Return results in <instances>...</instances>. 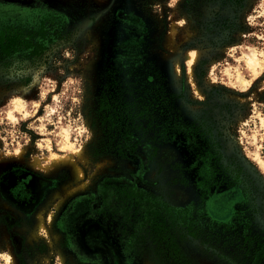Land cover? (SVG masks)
Instances as JSON below:
<instances>
[{"label":"rangeland","instance_id":"rangeland-1","mask_svg":"<svg viewBox=\"0 0 264 264\" xmlns=\"http://www.w3.org/2000/svg\"><path fill=\"white\" fill-rule=\"evenodd\" d=\"M8 32L44 52L0 64V264H108L109 251L170 264L166 234L188 264L243 260L237 233L264 236V0H0ZM150 87L160 104L142 142L96 156L117 133L98 112L104 93L132 102ZM68 155L79 180L51 168ZM229 193L230 210L212 217ZM88 231L100 232L94 251Z\"/></svg>","mask_w":264,"mask_h":264},{"label":"trees","instance_id":"trees-1","mask_svg":"<svg viewBox=\"0 0 264 264\" xmlns=\"http://www.w3.org/2000/svg\"><path fill=\"white\" fill-rule=\"evenodd\" d=\"M208 2H214L216 0H206ZM231 3H238L239 0H224ZM22 52H27V56L39 57V55L44 52V47L41 43L34 44L32 38H22L20 35L8 32L0 33V64L3 63L5 57L11 56L18 50ZM13 60L4 61V67L11 69L14 65V69H19L20 63H16ZM13 65V66H12ZM129 88H124V94L129 93ZM123 92L118 95H122ZM113 90L110 88L108 92L104 93L102 98L101 105L98 109V112H102L107 121L111 124L109 126L110 130H115L117 133L109 136L110 140L105 145L102 146V151L97 150L96 156H101L106 154L111 149L127 150L132 151L135 144L142 142L140 138L138 141H134L133 138L136 136L137 131H143L145 127L144 121H150L149 110L151 105L160 104V99H156V89L150 87V89L144 91L141 90V96H138L134 101L127 102L125 98H118L114 94ZM155 98V99H154ZM108 113V115L106 114ZM144 125V127H143ZM147 127V126H146ZM141 129V130H140ZM132 140L134 142H132ZM199 177V175H198ZM107 184L113 183L112 180H106ZM109 188V187H108ZM107 188V189H108ZM240 220V218H237ZM169 225H163L160 233L158 231V226H154L153 232L157 239L164 238L163 244L165 251V260L170 264H188L187 253L180 247L179 241L173 236H166L158 238L160 235L165 234L169 228H175L177 225L174 223V220L170 219ZM175 226V227H174ZM234 225H225L222 229V232H228L233 228ZM161 228V227H160ZM156 239V240H157ZM235 248L242 253L243 260L239 264H264V236L256 237L246 234L244 231L241 234L237 233V237L234 241ZM167 249V250H166Z\"/></svg>","mask_w":264,"mask_h":264},{"label":"flooded vegetation","instance_id":"flooded-vegetation-1","mask_svg":"<svg viewBox=\"0 0 264 264\" xmlns=\"http://www.w3.org/2000/svg\"><path fill=\"white\" fill-rule=\"evenodd\" d=\"M107 187H109V185H107ZM233 192H235L233 190ZM232 193H229V194H223V195H219L217 196L210 204V211H211V216L213 217L214 215L215 216H220L222 217L223 215H226V213L230 210L231 206H232V202H231V198H232ZM213 203V204H212ZM134 220H131L130 221V225H131V230H130V233L134 232L135 231V221L137 222V220L134 218V214L130 217L131 219ZM129 218V220H130ZM239 221V220H238ZM222 223V221H220ZM238 226H240L241 224H237ZM234 228V227H233ZM153 230V229H152ZM91 231H88L86 233V236H85V243L88 247V251H94L96 247H99L101 245H103V242L102 241H99L97 240L98 244H95L93 243L94 242V239H90L92 237V234L94 236V233L95 234H99L100 232H93V233H89ZM153 232V231H152ZM155 233V232H153ZM130 236V235H129ZM70 238V235L67 237V239ZM99 238H102L99 236ZM114 254V255H113ZM107 258H109V263L108 264H124L122 262H119L117 260V257L115 256V252H110L109 251V254H107Z\"/></svg>","mask_w":264,"mask_h":264},{"label":"bare ground","instance_id":"bare-ground-1","mask_svg":"<svg viewBox=\"0 0 264 264\" xmlns=\"http://www.w3.org/2000/svg\"><path fill=\"white\" fill-rule=\"evenodd\" d=\"M173 35V33H172ZM168 47H170V45L167 43ZM172 45V44H171ZM253 55V54H252ZM199 57V54L195 51H191L189 53L186 54V56L184 57V59L188 62L189 64V70L191 69L192 65L195 64V62L197 61ZM175 61L177 60L174 59ZM249 67L252 68V70L257 73V71H259L261 68L259 67L258 68V64H257V61L254 59H250L249 62ZM259 69V70H258ZM77 155H79V152L76 151L75 152ZM59 166H65V167H68L70 169V172L74 175V177L76 179L79 180V178H81V172L80 170L75 166L74 162H73V158L71 155H68V156H62V157H57V156H53L52 159H51V168H54V169H58ZM71 174V175H72ZM64 190H67V188H65ZM71 193V192H70ZM69 191H67V194L69 195L70 194ZM12 261V258L9 259V262Z\"/></svg>","mask_w":264,"mask_h":264}]
</instances>
